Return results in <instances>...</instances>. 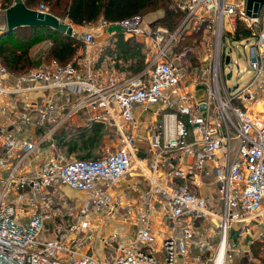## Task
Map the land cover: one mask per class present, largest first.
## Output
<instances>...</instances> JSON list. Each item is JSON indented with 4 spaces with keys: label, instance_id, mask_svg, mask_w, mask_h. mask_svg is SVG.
I'll return each mask as SVG.
<instances>
[{
    "label": "built area",
    "instance_id": "1",
    "mask_svg": "<svg viewBox=\"0 0 264 264\" xmlns=\"http://www.w3.org/2000/svg\"><path fill=\"white\" fill-rule=\"evenodd\" d=\"M181 9L182 27L193 19L206 32L198 75L177 49L179 30L143 14L91 29L64 20L80 41L66 64L50 59L15 74L0 61V264H182L195 247L206 264H227L238 223L240 237L252 233L264 253V13L249 16L247 0H182ZM241 26L248 32L237 33ZM120 32L147 44L137 74L116 72L109 38ZM42 44L47 50L53 39ZM234 50L249 57L250 75L228 85L234 66L241 72ZM199 81L205 102L191 87ZM138 109L150 112L144 132ZM85 111L115 125L120 142L97 157L67 158L54 135ZM44 147L54 153L36 161ZM134 171L149 183L138 200L115 191ZM157 224L168 227L161 238Z\"/></svg>",
    "mask_w": 264,
    "mask_h": 264
},
{
    "label": "trees",
    "instance_id": "2",
    "mask_svg": "<svg viewBox=\"0 0 264 264\" xmlns=\"http://www.w3.org/2000/svg\"><path fill=\"white\" fill-rule=\"evenodd\" d=\"M27 6L37 8L44 4L51 12L61 17H68L75 23H97L100 19L117 21L135 14H144L148 10L164 8L166 15L161 19H155V23H162L173 27L174 22L169 21V16L176 15L171 6L172 0H24ZM13 0H4V6H10ZM264 23V15H263ZM204 30L199 24L190 34L184 33L177 49L189 51L191 42L185 41L194 39L198 42V36ZM248 32L241 26L238 32ZM46 38L53 39L50 51L47 54L49 59H57L60 63L66 64L74 60L80 41L69 35L46 26H24L14 31H3L0 34V61L10 71L22 73L36 64L32 58L31 47L34 43ZM185 38V40H184ZM185 41V42H184ZM195 42L193 44H195ZM119 43V53L128 59L140 58L138 63L144 65L143 42L135 39L122 37ZM194 59V58H193ZM192 61L196 60L194 59ZM138 65V66H139ZM73 126V124H69ZM84 157V156H82Z\"/></svg>",
    "mask_w": 264,
    "mask_h": 264
},
{
    "label": "crops",
    "instance_id": "3",
    "mask_svg": "<svg viewBox=\"0 0 264 264\" xmlns=\"http://www.w3.org/2000/svg\"><path fill=\"white\" fill-rule=\"evenodd\" d=\"M205 36H206V32ZM107 37L105 34L103 38ZM122 37L125 39H135L137 41L143 42V54H144V65L140 66L138 60L141 58L128 59L123 56V54L119 53V48L121 44L119 43ZM116 40H112V36L109 38V42L116 46L117 55L114 56L115 64L120 69H112L116 70L117 73L124 76L134 75L139 73L145 68V65L148 61L149 51L147 48V44L143 39H137L136 37H131L123 34L122 32L118 33ZM120 44V47H119ZM139 65V66H138ZM111 71V70H110ZM192 90L194 91L195 97L199 99V102L204 100L207 101L209 99V95L207 93V88L204 84L199 81L197 83H191ZM203 102V103H204ZM213 105V103H212ZM145 112L148 113V117L146 120V125L142 123V118H146ZM89 113L80 112L75 114L72 117H69L68 120L59 128L57 133L54 135L55 142L59 148V150L67 156V158H75L73 155L78 154V156L82 157V154L92 155V157H97V155L102 152L100 155L105 153L106 151L115 150L118 147L120 142L119 133L117 127L113 124H110L107 120L102 122L94 123L90 117H88ZM137 117L140 122L141 131H145L148 126V121L150 118L149 111H140L137 110ZM69 124H73L74 126L80 128L81 133H77L76 135L72 134L70 137L68 136V131L72 126ZM112 131L116 138H113L112 143L111 139L107 136L108 133ZM143 131V132H144ZM106 141V142H105ZM114 146L112 147V145ZM147 142L145 139H141L139 141V155L145 156L147 151ZM115 147V148H114ZM112 148V149H111ZM114 148V149H113ZM140 151H143V154H140ZM54 153L53 150H50L48 147H44L39 150L38 157L35 156L36 161H42L44 158L52 155ZM98 155V156H100ZM91 157V156H89ZM137 173V174H136ZM149 187V183L147 178L142 176L139 172L134 171L129 174L124 180H122L119 184L115 186V191L123 192L127 194L130 198L138 200L143 195V191ZM62 190L70 195L73 199L76 198L77 202L79 201V195L76 190H73L67 186L62 185ZM115 229L121 231L123 229H129L128 225L113 223ZM112 225V226H113ZM161 224H157V231L159 232V238L162 237L163 231H167L168 227L159 226ZM210 227L215 228L212 223H209ZM241 223L236 224L231 229L232 239L235 241L236 248L233 249V256L227 260V264H264V253L261 249L260 241L252 242V233H246L243 237H240V229ZM260 224L254 225L253 233H257L259 230ZM160 228V229H159ZM210 229H208L209 231ZM215 232V229H214ZM201 251L198 248H194L192 250V254L187 256L188 259L181 260L182 264H206V257H202L198 259V253Z\"/></svg>",
    "mask_w": 264,
    "mask_h": 264
},
{
    "label": "rangeland",
    "instance_id": "4",
    "mask_svg": "<svg viewBox=\"0 0 264 264\" xmlns=\"http://www.w3.org/2000/svg\"><path fill=\"white\" fill-rule=\"evenodd\" d=\"M3 2H4V0H0V34L4 31V29L2 30V28L7 24L6 12H5L6 9H4L5 6L3 5ZM13 2H14V0H13ZM181 4H182V0H172L171 6L175 10L176 15L169 16L168 18H170L169 21L174 22V25H173V27H170L169 25H166V24H164V25L169 27L170 31L179 30L180 35H181V39H182L183 38L182 35L184 33H186L187 35L192 33V31L200 23H198L195 20L191 19V20H189L190 22L189 21L186 22V25L184 27H182V25H184V22L186 21V14H184L183 10L181 9ZM263 13H264V11H263ZM143 15L146 17V19L155 20V19H161L162 17H164L166 15V13H165L164 8H156V9H152V10L146 11ZM59 17L61 19H63V20H67V21L70 19L68 17H61V16H59ZM89 25L90 26H88V25H86V26L91 29L92 28V26H91L92 23L89 24ZM80 26H82V27H79V28L86 29L85 25H80ZM201 26H203V25L201 24ZM95 29L98 30L99 28H95ZM110 29L113 30L114 28L111 27ZM93 31H95V30H93ZM95 34H98V32L95 31ZM204 37H205V33H204V30H202V33L198 36V42H195L194 39L185 40V38H184L185 41H189L190 40V42H191L190 45H187V46L190 47L189 48L190 52L187 51L186 53H187V55L189 57L190 63L192 64V67L190 69L192 75L193 74L198 75L200 61L204 59L205 51L207 50V45L204 43ZM43 41L44 40L39 41L37 43H34L33 46L30 49L32 58L36 61V64L33 67H31V68L40 67L44 63H47L48 61H50V59L47 58V54L50 51L51 47L47 46V50L44 49V45L42 44ZM182 42H183V39H182ZM194 42H195V44H193ZM239 48L242 49V47H239ZM246 51H248V50H246ZM233 57H234V59H238V63L240 65L241 72L239 74H237L239 71L237 70V67L234 66V69H235V73L234 74L235 75L231 79H228V85H235L238 82L237 81L238 80V75L244 74V77H242L243 79L245 77H247L248 75H250V73L245 71L246 68L248 67V64H249V61H248L249 57H245V56L239 57L237 50H234ZM193 58L196 60V62L192 61ZM15 74H20V73H15ZM243 79H241V80H243ZM241 80H239V81H241ZM145 116H146V118H144V117L142 118V123L144 124V127L146 125V120H147V117H148V113L147 112H145ZM81 131L82 130L80 128H78V127L73 125L71 127V129L68 131V136L70 137V135H72V134L76 135L77 133H81ZM108 134L109 135L107 137L111 139L110 141L112 143V141H113L112 139L116 138V136L114 135V133L112 131H110ZM113 146H114V144L112 145V147ZM101 153L102 152H100L98 155H100ZM140 154H143V151H140ZM73 156L74 157L75 156L76 157H80L81 154H80V156H78V154H74ZM82 156H84V157L91 156L92 157V155H85V154H82Z\"/></svg>",
    "mask_w": 264,
    "mask_h": 264
},
{
    "label": "water",
    "instance_id": "5",
    "mask_svg": "<svg viewBox=\"0 0 264 264\" xmlns=\"http://www.w3.org/2000/svg\"><path fill=\"white\" fill-rule=\"evenodd\" d=\"M264 11V0H247V14L253 17L261 16ZM7 27L11 32L24 26H46L57 31L73 34L72 26L59 16L49 11H41L27 6L24 0H14L6 9ZM229 61V57H227ZM228 76H231L229 73Z\"/></svg>",
    "mask_w": 264,
    "mask_h": 264
}]
</instances>
